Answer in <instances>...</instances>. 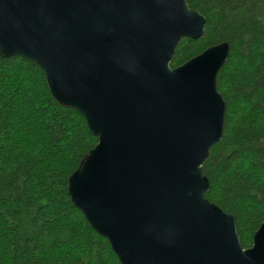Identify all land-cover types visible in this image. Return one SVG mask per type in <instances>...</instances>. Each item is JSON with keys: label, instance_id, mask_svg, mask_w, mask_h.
<instances>
[{"label": "water", "instance_id": "95a60500", "mask_svg": "<svg viewBox=\"0 0 264 264\" xmlns=\"http://www.w3.org/2000/svg\"><path fill=\"white\" fill-rule=\"evenodd\" d=\"M205 22L186 0H0V56L39 66L97 137L68 193L121 264H264V222L243 248L233 216L205 198L229 45L171 67Z\"/></svg>", "mask_w": 264, "mask_h": 264}, {"label": "trees", "instance_id": "16d2710c", "mask_svg": "<svg viewBox=\"0 0 264 264\" xmlns=\"http://www.w3.org/2000/svg\"><path fill=\"white\" fill-rule=\"evenodd\" d=\"M205 18L171 67L227 43L217 74L221 140L201 169L205 198L233 216L243 248L264 222V0H186ZM98 140L76 110L52 97L43 71L0 56V264H121L74 206L68 178Z\"/></svg>", "mask_w": 264, "mask_h": 264}]
</instances>
